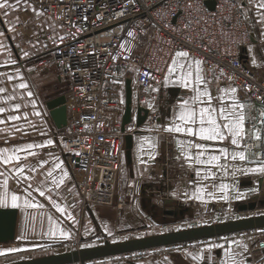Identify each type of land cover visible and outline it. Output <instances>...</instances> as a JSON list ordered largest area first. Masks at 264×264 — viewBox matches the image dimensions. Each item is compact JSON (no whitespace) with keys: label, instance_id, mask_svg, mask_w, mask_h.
I'll list each match as a JSON object with an SVG mask.
<instances>
[{"label":"crops","instance_id":"0c3cea01","mask_svg":"<svg viewBox=\"0 0 264 264\" xmlns=\"http://www.w3.org/2000/svg\"><path fill=\"white\" fill-rule=\"evenodd\" d=\"M25 1L20 2L28 4L24 10L15 7L8 9L7 16L4 15V10L0 9V32L3 33L0 36V87L7 89L5 93H0V106L6 108V112L0 114V120L6 121V123L0 124V147L17 148L29 143L46 145L44 148L31 150L37 152V156H27L26 152L19 153L21 157L27 156L29 165L36 167V171L31 173L35 179L30 182L31 187L28 188V191L32 194V202L37 205L43 204L44 207L15 208L18 212L15 237L8 242H0V252L5 253L0 255L1 264L18 261H5V259L19 255L22 251L40 246L60 248L72 241L76 234L85 238L86 233H95L98 230L113 232L126 223H138L151 217L154 218L159 211L166 216H182L168 213L177 211L181 205H185L187 211L197 209L206 211L212 210L214 206L229 208L236 202L238 209V203L247 204L250 202L244 198L246 194L251 190L264 188V174L247 171L261 165L260 162H249L247 159L246 132L240 144L232 145L230 138L224 141H200L199 137H188L185 133H168L163 130V127L171 126L173 122L182 123L178 120V105L182 103L183 99L195 94L191 89L181 86L178 73H174L171 78H166L168 76L166 73L158 92H154L153 89L142 91L146 98L145 107L150 111L153 109L157 113L159 112L157 121L148 117L147 121L137 128L134 116L133 123L126 126L128 133L133 134L132 161L128 163L124 154L125 169L121 173L118 197L115 203L110 206L84 207L72 167L66 158V149L62 141L65 129L56 126L48 107V103L59 96L65 95L67 98L71 84L69 81L61 79L53 68L40 70L33 59L48 48L47 39L50 35L61 38L63 31L52 19L47 18L34 3ZM258 3L259 0H245L244 12L249 37L240 47V54L245 62L264 77V21L261 20V13L264 12V9H260ZM177 59L184 62L183 58ZM12 60H15L16 63H11ZM129 75L130 72H123L116 79V83L121 84L124 91L129 79L132 80V86L136 87L135 80ZM204 75L210 83L206 86L196 85V73L193 68V86H198L201 91L207 87L214 97H224L221 104H230V89L233 87L219 84L213 78H208L205 71ZM8 77L12 79H8ZM21 82L30 86L33 96H27L28 89L18 88ZM218 89H228L229 91L224 93ZM8 95H15L16 99L8 101ZM236 95L243 101L239 91ZM151 102L153 104L156 102L157 108L151 107L149 104ZM15 103L21 104L19 111L14 108ZM212 103L213 106H219L216 100H213ZM199 106L206 105L200 104ZM245 111L247 114V109ZM37 112L40 115H36ZM25 113L27 114L26 119L24 118ZM9 115H19L21 119L8 121L6 118ZM14 127L22 131H13ZM137 129L138 131L135 132ZM142 137H147V140H141ZM49 139L54 141L53 145H47ZM178 140L185 141L184 148L177 144ZM189 140L206 145L203 159H207L210 155H219L220 161L209 165L196 163L193 159L190 166L189 161L184 157L185 151L190 152L195 158L196 153L201 150L188 148ZM141 144H143L142 150ZM223 147L228 148V156H224L220 152ZM241 150L245 152L246 159L243 161L239 158L233 160L231 153ZM178 156L181 158L177 159ZM55 157H59L63 161L64 167L70 174V179H67L58 188L51 183L52 178H46L47 171L57 162ZM41 161H47V163L41 167ZM14 164L15 162L8 166L0 164V171H6L9 179V196L12 194V190H16L17 195L27 196V193L23 192V188L28 185H18L15 182ZM53 175L58 177L60 170L57 169ZM205 176L208 178L205 179ZM4 179L5 177L0 176V184ZM221 184L228 185L227 191H220ZM37 188L43 190L45 196H40L36 191ZM200 188H204L205 191L199 193L198 189ZM49 189L52 190L53 199L65 208L64 212L58 211L49 200ZM238 192L242 194V198L237 199ZM184 193H187V196ZM3 194V188H0V196ZM200 196L202 198H197ZM224 196H227V199H224ZM163 207L165 208L163 209ZM50 228L56 233L55 235H49ZM60 231L65 232L66 235L61 236ZM260 231L263 235L264 228L202 239L198 242L192 241L178 248L169 257L160 260L147 259L143 260L141 264H221V261L224 264H229L224 250L209 249L208 245L225 244L226 249L242 251L230 243L233 240L247 245V250L243 252L245 264H264V249L257 247L258 242L264 239V235L259 238ZM12 248L20 249V251H7Z\"/></svg>","mask_w":264,"mask_h":264},{"label":"built area","instance_id":"2783aa9c","mask_svg":"<svg viewBox=\"0 0 264 264\" xmlns=\"http://www.w3.org/2000/svg\"><path fill=\"white\" fill-rule=\"evenodd\" d=\"M29 1L58 21L64 32L62 40H49L40 65L43 69L53 68L71 84L62 141L67 145L66 158L84 207L115 203L128 133L127 128L123 131L125 91L116 83L117 77L136 71L133 97L136 106L145 107L141 90L162 85L177 50L189 51L190 57L204 61L208 78L240 92L248 105L247 159L264 160L260 115L264 112V77L240 54V47L249 37L245 0ZM208 1H214V8L208 6ZM130 31L133 36L127 35ZM147 34L149 43L140 54L141 40ZM148 117L155 121L152 112ZM257 134L260 139L255 138ZM257 247L264 249V239Z\"/></svg>","mask_w":264,"mask_h":264},{"label":"snow or ice","instance_id":"6c2138e0","mask_svg":"<svg viewBox=\"0 0 264 264\" xmlns=\"http://www.w3.org/2000/svg\"><path fill=\"white\" fill-rule=\"evenodd\" d=\"M21 0H16L15 4L9 3V0H0V9L4 10V15H8V9H12L14 7H17L20 4ZM243 7V6H242ZM258 7L260 9H264V0H259ZM261 20L264 21V12L261 13ZM3 33L0 32V36H2ZM128 36H133V32H128ZM63 37H61V40ZM25 55H28V53H25ZM177 58H183L184 62H180ZM190 53L189 51L180 50L176 51L174 54V58L171 60V66L167 69L168 76L166 78H171L174 73H178V79L184 88L191 89L195 94L190 96L187 99H183L182 103L178 105L179 107V114H178V120L182 123H175L171 126H165L163 127V130L168 133H185L188 137H199L200 141H224L226 139L230 138V144L232 145H238L241 143V141L244 139L245 136V123H246V111L245 109L248 107L246 102L241 101L240 98L236 95L237 89L231 88V103L230 104H221L220 102L224 99L223 96L214 97L211 92L205 87L203 91L200 90L198 86H193V68L195 69V83L196 85H208L210 81H208L204 75V70L202 68V65L204 61L192 57L191 61H189ZM11 63L15 64L16 61L12 60ZM223 74V73H221ZM145 75H149L148 73H145ZM154 78V77H153ZM8 79H12L11 77H8ZM19 89H28L27 96L31 97L33 96V92L30 90V86L25 83L21 82L18 85ZM7 89L5 87H0V93H5ZM153 91L158 92L159 89L155 88ZM218 91L227 93L228 89H218ZM206 98V99H202ZM16 99L15 95H8L7 100L13 101ZM91 99V97H89ZM213 100L217 101V106H213ZM200 104H204L206 106H199ZM154 107V105H153ZM14 108L19 111L21 109L20 103H15ZM176 110L174 109V112ZM6 112V108L3 106H0V114H3ZM36 115H40L39 112L35 113ZM261 123L264 124V112L261 114ZM27 114H24V118L26 119ZM8 121H17L21 119V116L19 115H9L6 118ZM6 123L5 120H0V124ZM33 127H35L33 125ZM87 127V126H86ZM255 127V125H253ZM13 131H22L19 128L14 127ZM43 135V133H41ZM256 139H260V136L257 134L255 136ZM141 140H147V137H142ZM54 141L49 139L47 141V145H53ZM177 144L180 145L182 148L185 146V141L178 140ZM46 145L44 144H35V143H29L27 145H23L17 148H9V147H0V164H3L5 166H8L10 164L14 167V179L16 184H27V187L23 188V192L27 193V196H21L16 194V190H12V194L9 196V179L6 175V171H0V176L5 177L2 184H0V188H3L4 194L0 196V208H43L44 205L40 204L37 205L36 203L32 202L31 200V192L28 191V188L31 187V181L35 179L31 175L32 172L36 171L35 166H31L27 163V156H37L38 153L31 151L32 149L36 148H44ZM67 147V145H65ZM141 150L143 149V144H141ZM188 148H195L199 149L201 151L196 153L195 158L191 155L190 152L185 151L184 157L187 161H189L190 166L193 159H195L196 163L199 164H213L218 163L221 159L219 155H210L207 157V159H203L206 151V145L204 143L200 142H194L192 140H189L187 142ZM26 152L27 156L21 157L19 153ZM220 152L224 156L229 155V150L227 147H223L220 149ZM49 155H52L49 153ZM76 155H80L79 152L76 153ZM181 157L178 156L177 159H180ZM231 158L233 160H236L239 158L240 160L246 159V154L243 150L239 152H232ZM55 160L57 161L54 166L49 169L46 173V178H52L51 183L55 187H59L60 185L64 184L67 179H70V174L64 167L63 161L60 160L59 157H55ZM144 162L143 160L141 161ZM47 161H41L40 166L43 167L44 164H46ZM260 167L254 168V169H248V172H259L261 174H264V160L260 161ZM221 167H223L221 165ZM59 169L60 175L58 177L54 176L53 173ZM27 170V171H26ZM243 171V170H240ZM199 174V173H197ZM208 177L205 176V179ZM221 192H225L228 189V185L221 184L219 186ZM36 191L39 192L40 196H45V192L41 190L40 188H37ZM51 189L48 190L49 200L52 201V204L54 207L57 208L58 211L64 212L65 208L61 207L55 199H53L51 195ZM205 191L204 188L198 189L199 193H203ZM211 194V193H210ZM185 196H187V193H184ZM202 198V196L197 197ZM224 199H227V196L223 197ZM242 198L241 193H237V199ZM50 219V218H49ZM56 233L49 229V235H55ZM61 236H65L66 233L63 231H60ZM23 238V237H21ZM231 244L236 245L238 249H242V251H237L236 249L231 248H225V244H219V243H213L208 245L209 249L211 248H219L224 250V255L228 257L229 264H245V260L243 257V252L247 250L246 244H241L240 241L233 240L230 242ZM87 246V245H85ZM8 252H16L20 251V249L12 248L8 249ZM4 252H0V255H4ZM195 258V257H194ZM221 264H224L223 261H221Z\"/></svg>","mask_w":264,"mask_h":264},{"label":"water","instance_id":"95a60500","mask_svg":"<svg viewBox=\"0 0 264 264\" xmlns=\"http://www.w3.org/2000/svg\"><path fill=\"white\" fill-rule=\"evenodd\" d=\"M207 4L211 9L214 8V1H208ZM133 100L132 80L129 79L126 82L125 89L126 107L123 116V131H125L127 125L133 123L134 116L136 117L135 124L137 128L143 125L149 116L150 110L146 107L134 106ZM48 107L56 126L59 128L65 127L68 122L66 96L62 95L51 100L48 103ZM137 131L138 129L135 132ZM132 146L133 134L126 133L124 137V154L128 163L132 161ZM258 208H264V199L251 201L247 204H238V209L240 211H253ZM185 211H187V209L180 211V215H183ZM17 213V209L14 208H0V242H8L14 239ZM168 213L177 215V212L175 211H169ZM262 228H264V214L177 231H169L162 234L150 235L126 241L106 242L103 245L86 247L75 251L46 255L5 264H77L85 261H94L97 259L114 257L132 252Z\"/></svg>","mask_w":264,"mask_h":264},{"label":"rangeland","instance_id":"374dc122","mask_svg":"<svg viewBox=\"0 0 264 264\" xmlns=\"http://www.w3.org/2000/svg\"><path fill=\"white\" fill-rule=\"evenodd\" d=\"M21 1L26 2L25 0H21ZM9 3L15 4L16 0H9ZM35 5L39 9L42 10V8L38 4H35ZM27 6L28 4L20 3L15 8L19 10H24ZM42 12L43 14H45L43 10ZM52 20L60 27L58 21L54 19ZM60 29L62 30L61 27ZM63 36H64V32H63ZM53 38L61 39V38H57V37L50 35L47 39L48 43H49V40ZM149 40H150L149 34H147L146 36L142 38L141 43H140V48L138 51L140 54L143 53L144 49L149 43ZM44 53L45 51L38 54L37 57L33 58L40 70L41 68L43 69V67H41L40 65V62L42 59V55ZM129 76L135 80L136 71L131 70ZM158 89H160V87ZM142 91H145V90H141V92ZM133 104L134 106H136L135 100H133ZM149 104H151V107H153L154 105V107L157 108L156 102L154 104L152 102ZM150 112H152V114H155V121H157V119L159 118V115H158L159 112L157 113V111L153 109ZM124 169H125V159H124V148H123V156H121L118 176H117V182H116L115 201L118 197L119 181H121L120 179L121 173L123 172ZM259 189L260 188H257L256 190L255 189L251 190V192L246 194L244 198L249 200L250 202L264 199V188L260 190ZM164 208L165 207H163V209ZM185 209H187V207H185V205H181L177 211L175 210V212H177V214H180V211L185 210ZM260 214H264V208H261V209L258 208L257 210L244 212V211H240L239 209H237L236 202H234L232 206H230L229 208H226V207L222 208V206L221 207L214 206L212 210H206V211L203 209H199V210L197 209L195 211L189 210L184 215L178 216V217L166 216L164 214L162 215L161 212L159 211L158 214H155L156 216L154 218L151 217V218H148V220L146 219L138 223H132V222L126 223L124 226L123 225L120 226L119 229L113 230V232L108 233L105 231L103 232L102 230L101 231L98 230L97 232H95L96 234L86 233L85 238L81 237V235L79 234H76L72 241H70L69 243H67L66 245L60 248L40 246L35 249H29V250L22 251L19 255L6 257L5 261H14V260L21 261L25 259H31V258H36V257H41V256H46V255L75 251V250H79V249L86 248V247L103 245L106 242L126 241L130 239H135V238H140V237H145V236H150V235L162 234V233L169 232V231H177V230L188 229V228H193V227H198V226H203V225L215 224V223L231 221V220H235L239 218L256 216ZM261 232L262 231L259 232V238H262V236L264 235V233L262 235ZM193 242H198V241H193ZM187 243H191V242L182 243L184 245L177 244V245H171V246H164V247H158L154 249L127 253V254L118 255L114 257H107L106 259L91 261V264H117L121 262L123 264H134V263L141 264L143 260H147V259L160 260V259L171 256L172 253L178 250V248L185 246V244ZM0 264H1V258H0Z\"/></svg>","mask_w":264,"mask_h":264}]
</instances>
